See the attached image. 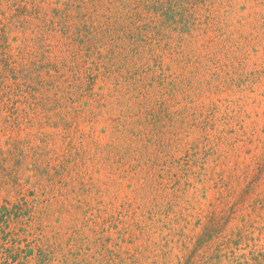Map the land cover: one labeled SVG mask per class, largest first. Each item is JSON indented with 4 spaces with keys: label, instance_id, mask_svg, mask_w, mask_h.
<instances>
[{
    "label": "rangeland",
    "instance_id": "374dc122",
    "mask_svg": "<svg viewBox=\"0 0 264 264\" xmlns=\"http://www.w3.org/2000/svg\"><path fill=\"white\" fill-rule=\"evenodd\" d=\"M0 204L22 264H264V0H0Z\"/></svg>",
    "mask_w": 264,
    "mask_h": 264
},
{
    "label": "trees",
    "instance_id": "16d2710c",
    "mask_svg": "<svg viewBox=\"0 0 264 264\" xmlns=\"http://www.w3.org/2000/svg\"><path fill=\"white\" fill-rule=\"evenodd\" d=\"M20 205L0 204V264H14L26 257L29 252H33L30 243L26 247L22 246L20 240L13 232L9 231V222L13 214H17ZM11 260L13 262H11Z\"/></svg>",
    "mask_w": 264,
    "mask_h": 264
}]
</instances>
